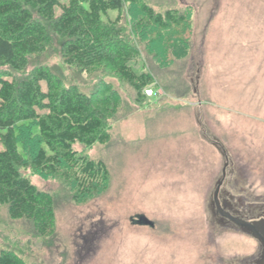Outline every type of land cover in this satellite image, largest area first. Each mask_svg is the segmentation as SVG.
<instances>
[{
    "label": "rangeland",
    "instance_id": "rangeland-1",
    "mask_svg": "<svg viewBox=\"0 0 264 264\" xmlns=\"http://www.w3.org/2000/svg\"><path fill=\"white\" fill-rule=\"evenodd\" d=\"M142 1L184 17L162 30L139 5L110 12L136 49V72L152 76V95L138 99L107 63L64 64L54 34L24 70L4 68L19 80L44 66L93 94L109 136L74 145L108 169L104 187L80 200L61 172L22 170L55 209L52 231L40 236L0 206V251L22 264H243L258 250L250 235L213 222L209 204L225 166L222 189L246 203L264 199V0ZM140 214L154 227L134 224Z\"/></svg>",
    "mask_w": 264,
    "mask_h": 264
},
{
    "label": "trees",
    "instance_id": "trees-1",
    "mask_svg": "<svg viewBox=\"0 0 264 264\" xmlns=\"http://www.w3.org/2000/svg\"><path fill=\"white\" fill-rule=\"evenodd\" d=\"M126 3L139 5L162 30L180 25L184 18L171 10L156 12L142 0H0V206H7L11 219L30 220L40 236L55 225L53 198L22 170L31 166L40 172H61L75 183L76 200L100 191L108 179L106 164L74 145L107 142L106 110L95 103L93 94L76 85L65 87L47 67H37L19 80L4 68L24 70L29 56L43 52L54 34L62 41L64 64L87 70L107 63L139 99L152 86V76L136 72V49L124 37L121 16H110ZM0 264L22 262L1 250Z\"/></svg>",
    "mask_w": 264,
    "mask_h": 264
},
{
    "label": "flooded vegetation",
    "instance_id": "flooded-vegetation-1",
    "mask_svg": "<svg viewBox=\"0 0 264 264\" xmlns=\"http://www.w3.org/2000/svg\"><path fill=\"white\" fill-rule=\"evenodd\" d=\"M226 175L227 166L224 167L222 177L218 180L220 188L217 199L213 197L209 204L213 222H216L223 228L240 230L234 218L251 222L264 219V199L261 202L246 203V198L242 195L238 197L233 196L229 188L224 187L222 189L225 185ZM234 182L236 184L237 180ZM255 240L258 250L253 256L243 261V264H264V244L257 239Z\"/></svg>",
    "mask_w": 264,
    "mask_h": 264
},
{
    "label": "water",
    "instance_id": "water-1",
    "mask_svg": "<svg viewBox=\"0 0 264 264\" xmlns=\"http://www.w3.org/2000/svg\"><path fill=\"white\" fill-rule=\"evenodd\" d=\"M220 188V184L216 187L214 192V199H217L218 191ZM237 225L240 227V230L251 237L261 241L264 244V219L254 220V221H246L234 218ZM132 222L137 225H148L150 227H154V222L150 220L145 215H137L135 218H132Z\"/></svg>",
    "mask_w": 264,
    "mask_h": 264
},
{
    "label": "built area",
    "instance_id": "built-area-1",
    "mask_svg": "<svg viewBox=\"0 0 264 264\" xmlns=\"http://www.w3.org/2000/svg\"><path fill=\"white\" fill-rule=\"evenodd\" d=\"M144 94H145V95H152V94H153L152 86H150V87H148V88H145V89H144Z\"/></svg>",
    "mask_w": 264,
    "mask_h": 264
}]
</instances>
